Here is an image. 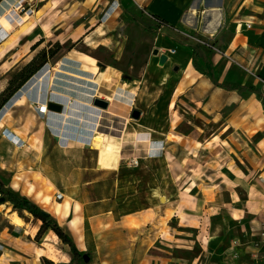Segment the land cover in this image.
Segmentation results:
<instances>
[{"label":"crops","instance_id":"1","mask_svg":"<svg viewBox=\"0 0 264 264\" xmlns=\"http://www.w3.org/2000/svg\"><path fill=\"white\" fill-rule=\"evenodd\" d=\"M14 1L0 0V15ZM223 1L35 0L34 7H38L34 14L18 28L7 31L0 26V67L9 66L6 75L0 77L2 91L36 55L33 52L37 48L31 49V54L28 46L41 38L48 40L46 37L53 32L57 34L55 24L64 14L56 19L52 15L59 9L63 11L61 6L65 4H110L114 10L106 20L136 14L135 9L139 8L150 17L156 14L169 22L158 28L157 38L171 53L164 61L149 60L143 80L127 81L135 90L130 92L122 86L121 69L107 65L98 72L95 85L100 94L112 98L107 109L97 110L86 96L71 97L59 92L61 98L53 90L51 79L48 91L57 97L41 102H58L63 110L46 114L33 110L41 129L39 135L31 137L30 145L40 146L41 167L37 174L31 173L37 187L28 192V197L50 212L77 247L89 255L84 264H264V102L258 94L264 95V0H238L230 9L229 24L217 26L219 40H215L214 48L219 53L208 57L203 50L202 60L195 57L200 67H210L206 69L208 73L195 68L193 50H179L181 40L161 32L164 28L176 30L175 23L188 10L208 8L210 4L212 9L219 8ZM109 10L110 7L106 13ZM76 11L78 8L72 14ZM50 18L56 23L49 24ZM28 19L29 25L21 30ZM164 36L171 40H164ZM211 74L229 87L217 85ZM145 80L155 85L147 97L143 88L136 85V81ZM37 81H31L29 87L27 83L11 106L33 101L28 93ZM239 85L252 88L240 90ZM144 98L153 102L136 108L141 110V116L133 123L131 113L135 108L131 101ZM164 99L169 108L165 109ZM164 110L173 112V119L166 123ZM28 124L18 128L16 123H8L15 132L28 130ZM129 124L135 129L139 125L146 127L152 131L151 138L145 136L147 130L128 137ZM173 130H187L183 144L190 150L209 147L216 138L220 139L212 146L217 153L200 159L205 163L213 156L216 162L225 159L220 156L224 148L220 151L219 145L227 142L234 152H240L232 157L233 171H221L216 182L208 180L205 172L185 181L192 168L178 173L176 167L194 157L183 159L172 153L167 156L174 143L162 138L160 131L168 135ZM97 133L110 144L109 152L103 151L104 146H93ZM241 135L246 136L243 142ZM6 145L0 137V150ZM127 154L139 159L137 169L123 161ZM224 175L231 180L226 189ZM41 180L50 183L43 181L46 187L40 189ZM57 192L63 194L61 199ZM23 227L8 217L7 229H0V264H80L77 260L72 262L71 250L62 247L58 260L38 253L32 226L28 230Z\"/></svg>","mask_w":264,"mask_h":264},{"label":"rangeland","instance_id":"2","mask_svg":"<svg viewBox=\"0 0 264 264\" xmlns=\"http://www.w3.org/2000/svg\"><path fill=\"white\" fill-rule=\"evenodd\" d=\"M34 1L35 0H33V2ZM237 1L238 0H224L222 6H219V10L221 12L219 26L221 23L223 25V22L224 24H229V18H231L229 11ZM82 3L65 4L64 6H61L64 8V10L60 11L59 9V13H57L58 10H52L55 11V14L52 15L53 19H56L58 16L64 14V17L59 20L58 23L53 20L51 22V18L48 19L49 24L56 23L55 26H57V28L55 29V32L57 34L53 32L48 35L46 37L48 40H46L44 44L38 47L33 53L36 52L37 55L43 48L48 50V52H52L59 46L62 48L53 57L49 58V62L45 65L42 72L37 75L38 78L43 75L42 79L37 81L35 76V78L33 77L29 81V83L33 80L37 81V84L34 85L33 88L29 90L30 93H28L29 98L33 99L35 103L38 101L41 102L46 99H52V97L53 99H55L57 97H54L55 93L53 95L50 93L52 91H48L49 84L53 75L58 71L57 64L59 62V59L63 55L67 54L71 49H77L79 51H83L92 56H95L97 59L99 71L104 70L107 65H111L115 68L121 69L124 75L123 79L128 82L133 79L143 80L144 75L146 74V64L149 60L157 58L161 60L164 55H168L171 53V50L165 49V46H163L160 39L157 38L158 34H155L152 30L143 28L135 21L134 18H132L131 14H129V16L122 14V16L111 18L112 20H106L105 18H107L108 15L114 10V6H111L110 4L105 6L104 2L100 3L98 7H96V3ZM5 4L7 5V3ZM37 7L38 5L35 6V10L37 9ZM108 7H110V10L108 13H106ZM207 7L208 8H205L204 6L202 8L196 7L194 10H188V12H186V14H183L180 20L175 23L177 26L176 30L172 28H164L161 32H166L178 37V39L181 40L179 47V50L181 51L191 52L194 49V46L196 44H199L202 50L207 52L208 57H210L212 54L219 53L218 51L220 50L214 48V46L217 45V42L215 40H219L217 39V30L219 27H217L216 29H211L208 25L212 21L211 7L213 6L210 4V6ZM76 8H78V11H76L75 15H73L72 12L75 11ZM135 10L136 15H138L137 13L139 12V15H141L144 19H152V17H150L142 9L136 8ZM193 11L194 15L192 17V22L190 23L188 22V19L190 13ZM12 13H14L16 17H19L18 13H15L14 11ZM38 15H41V13H38ZM29 20L30 19H28L26 25L20 28L21 30H24L29 25ZM110 22H112V24H110ZM99 25L108 29L111 35V43L109 44V46L101 45L97 49H92L85 43L84 38ZM164 40L169 41L171 39L164 36ZM29 52L31 53V47L28 46V53ZM198 59L202 60V57L199 56ZM44 60L45 56L36 57L34 64H41L42 62H44ZM99 62H101L102 65H99ZM8 68L9 66L7 64L0 67V77L6 75L5 73ZM239 68L241 69V74L244 73V69L240 66ZM206 69L210 70V67L206 66ZM98 72L94 76L95 80L98 76ZM96 83L97 81L93 82V84L91 82L86 83V81L83 80L79 81V78L74 79L70 76H67L66 82L61 83V88L56 91H59L66 95L70 94L71 97H73L74 95L82 97L86 96L87 99H89L87 100V102L90 105H93L97 110L107 109L95 106L93 104L95 97H100L107 100L104 94H100V89L97 87V85H95ZM87 84H92V88L87 89L85 87V85ZM160 84H162V82H160ZM132 85L133 84H129L127 86L130 92L135 90L132 89ZM136 85H139L143 88V95L146 97L148 96V91H153V89H155V85L151 83L148 84L146 80L142 83L141 81H136ZM165 85L166 87H168L167 84ZM86 89L87 92L85 91ZM59 92L56 94L61 97V95H59ZM72 94L74 95L72 96ZM150 96L151 94L149 95V97ZM152 100L153 99L151 98H144L143 100H132L131 102L134 103V108L142 109L144 106H150L153 102ZM33 101H29L28 104L21 103L20 105L11 106L8 110L5 111L7 112V114H3L0 118V120L4 122V126L0 130V137H3L7 143V145L0 150V166H4V169H1L0 167V183L3 184L6 188H10L20 195L25 194L26 196H28V192H32V190L34 191L37 187L36 180L32 177L31 173L37 174L41 167L38 161L40 146L35 144L33 146L30 145V142L32 141L30 140L31 137L39 135L41 129L40 123H38V118L34 116L33 110H37V107H35V103H33ZM158 101L160 100H157V102ZM162 101H165V109L167 107L169 108L168 100L164 99ZM162 117L163 122L165 123L167 119L171 121V119H173V112L171 113L169 110H164V114L162 115ZM134 119L135 120H132L131 122L136 123L137 119L139 118ZM28 122V130L22 129L20 132H15L9 129L8 123H12L14 126L16 123L18 128H22L23 126L25 127V124ZM144 130H147L145 136H148V138L150 139L152 131L140 125L136 126L135 129L134 126L129 124L127 130L128 137H134V134H136L135 132H143ZM154 133L156 132H153V134ZM160 133V136L162 135V138H167V141L169 143H174L170 146L169 154H167V156H170V153H172V155L181 157L183 159L189 156L194 157V160H189L187 164H182L180 167H176L178 173H183L185 170H189V168H192L191 174H189L187 177H184L185 181H192L197 176H199V174L205 172L209 176L208 180L216 182L217 177H220L221 175V171H233L232 157L240 154V152H234L232 146L226 142L224 146L219 145L220 151L224 148V150L220 152V156H224L225 159L220 158L221 162H216V158L213 156L211 159H208V163L201 162L200 159L202 157L207 158V156L215 155L217 153V150L212 146L217 141H220V139L216 138L208 145L209 147H199L197 149L194 148V150H190L187 149V147H185L183 144V141L186 140L185 135L188 133L187 130H173V132L168 133V135H163V133L167 134V132L160 131ZM244 138H246V136L241 135L242 142L244 141ZM103 139L104 138L102 136V139L100 141L96 140V143L94 142L93 146H104L102 147L103 151L109 152L111 150L110 144L108 143V141L103 142ZM212 139L213 138L211 136L209 140ZM102 142L103 144H101ZM160 146L158 148H160ZM26 157L27 162L24 163V159ZM137 167L138 166H136L135 169H137ZM224 176L226 177V182H224L226 189V187L228 186L227 183L231 180L226 175ZM43 181L47 182L48 184L50 183L49 180H41L38 186L40 187V189H44L46 187L47 183ZM0 197H2L1 194ZM164 201L165 200H162V202ZM0 203L4 205L3 208L0 207V229L5 230L7 229L6 225L8 219L7 215L5 214V209L7 206L12 207V205L10 202H7L5 198L3 200L0 198ZM24 214L25 216L23 218L26 222V225H24L25 227H23V230H28L30 226H33L37 223L39 225L41 224L38 219L28 214V212H25ZM35 241L37 243L36 246L38 247V253H44L47 255L50 248H54L55 250L58 249L56 250V252L62 255V250L60 249L61 247L65 251H70L69 246L67 244H64L58 237H54L51 230H47L40 239H35Z\"/></svg>","mask_w":264,"mask_h":264},{"label":"trees","instance_id":"3","mask_svg":"<svg viewBox=\"0 0 264 264\" xmlns=\"http://www.w3.org/2000/svg\"><path fill=\"white\" fill-rule=\"evenodd\" d=\"M132 18L135 19V21L141 25L143 28L152 30L155 34L158 33V28H160L162 25H169V22L162 17L154 14L152 16L151 20H146L142 16H138L136 14H131ZM45 42V38L39 39L37 42H35L31 49L34 50L38 48L42 43ZM62 47H57L52 52H48L45 48L39 51V53L33 57V59L28 62L20 71H18L13 77L9 80L8 85L0 92V118L5 113V111L11 107L13 101L20 96L23 91H25V87L27 83L35 76L37 77L38 74L42 72L45 65L49 62V58L53 57L57 52L61 50ZM203 50L199 44H196L193 49V63L195 68L202 72V73H208L206 69L203 67H200L195 57L202 56ZM49 54V55H48ZM39 56H45L44 62L41 64H34L36 57ZM212 75V74H211ZM212 79L214 82L223 87H229L226 86L223 83L218 82L216 77L212 75ZM240 90H246L251 89L249 86L246 85H239L238 86ZM258 94L263 98L264 102V95H262L261 92H258ZM45 101V100H43ZM0 194L5 198L6 201L10 202L12 207L18 212V214L21 217L25 216V212H28L32 214L36 219L41 221V224L38 228V231L36 233V239H40L42 235L47 230H52L58 235V238L64 243L67 244L73 254L72 262L74 260H77L80 264H84V253L85 251L80 250L74 240L71 238V236L66 232V230L58 223L53 216L50 214V212L46 211L43 207H41L38 203H36L34 200L29 198L26 195H20L17 192L11 190L10 188H6L3 184L0 183Z\"/></svg>","mask_w":264,"mask_h":264},{"label":"bare ground","instance_id":"4","mask_svg":"<svg viewBox=\"0 0 264 264\" xmlns=\"http://www.w3.org/2000/svg\"><path fill=\"white\" fill-rule=\"evenodd\" d=\"M12 12L13 10L9 11V13L11 14ZM193 15H194V11L190 13L188 22L190 23L192 22ZM220 19H221V12L218 7H214L212 9V21L209 23L210 28L216 29V27L220 23ZM0 22L1 24H5V25H7L8 23L5 17H2ZM110 36L111 35L108 32L107 28L99 26L96 29H94L91 33L86 35L84 41L88 46L97 49L101 45L109 46V44L111 43ZM11 39L12 38H10L9 40ZM57 68H58V71L52 77V88L55 91L61 88V83L66 82L67 76H70L74 79L79 78V81L83 80V81H86V83L91 82L93 84V82H95L94 76L99 71L96 57L86 52L79 51L77 49H71L70 51H68L67 54L63 55L59 59ZM92 84L90 85L87 84L85 85V87L87 89H90L92 88L91 87ZM127 85H128L127 81L125 80L122 81V86L124 88L127 87ZM87 89L85 90L86 92H87ZM106 98L109 101L112 99L110 95H108ZM3 126H4V122L0 120V130ZM102 136H103L102 134L97 133V135L94 138L93 144L96 140L100 141L102 139ZM0 207L3 208L4 205L1 204ZM5 210H6V214L8 215V217L11 219V221L14 224L19 225V226L26 225L24 218L21 217L14 208H12L11 206H7ZM37 231H38L37 226L36 225L32 226V232L37 233ZM53 236L58 237V235L55 232H53ZM56 250L54 248H50L47 256L53 260H58L62 255L56 252Z\"/></svg>","mask_w":264,"mask_h":264},{"label":"built area","instance_id":"5","mask_svg":"<svg viewBox=\"0 0 264 264\" xmlns=\"http://www.w3.org/2000/svg\"><path fill=\"white\" fill-rule=\"evenodd\" d=\"M10 10H13L15 13H18L19 17H16L15 15H13V13L12 14L9 13ZM34 12H35V7L33 0H15L11 4V8L7 11H4L3 14L0 15V21L2 17H5L8 22L7 25L1 24L0 22V26L7 31L14 30L20 26V24L24 21L26 17L32 16ZM248 26L250 27L251 24H248ZM35 106L37 107L39 113L46 114L47 112L50 111L49 102L43 103L38 101L35 103ZM68 141H75V140L69 139ZM123 158H124L123 161L131 167H135L139 165V159H137L134 156V154H127ZM56 196L58 199H61L63 197V194L61 192H57Z\"/></svg>","mask_w":264,"mask_h":264},{"label":"water","instance_id":"6","mask_svg":"<svg viewBox=\"0 0 264 264\" xmlns=\"http://www.w3.org/2000/svg\"><path fill=\"white\" fill-rule=\"evenodd\" d=\"M166 58H167V55H164V56L162 57L161 61H164ZM98 64H99V65H102L101 62H99ZM93 104H94L95 106H99V107H103V108H108L109 105H110V103H109L108 100H106V99H102V98H100V97H96V98H94ZM49 108H50V110L61 111V110H63L64 106H63L62 104L58 103V102H55V101H49ZM131 116H132L133 118H140V116H141V110L135 108V109L132 111ZM0 198H1L2 200L4 199L3 196L0 197ZM83 257H84L85 262L89 261V258H90V257H89V255H88L87 253H84Z\"/></svg>","mask_w":264,"mask_h":264}]
</instances>
